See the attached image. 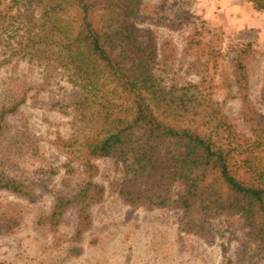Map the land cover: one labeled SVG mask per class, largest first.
<instances>
[{"label":"trees","instance_id":"trees-1","mask_svg":"<svg viewBox=\"0 0 264 264\" xmlns=\"http://www.w3.org/2000/svg\"><path fill=\"white\" fill-rule=\"evenodd\" d=\"M241 1L264 13V0ZM34 2L38 4L31 8ZM142 4V0H8L0 10V48L5 55L0 69L27 61L42 67L48 77L35 85L13 75L2 81L0 142L8 139L9 117L27 103L32 91L39 95L48 90L60 72L73 87L70 106L77 115L78 133L86 131L82 143L74 140L67 145L84 149L83 173L89 180L74 191L59 193L50 212L38 217L37 226L60 246L57 235L67 215L75 211L78 222L70 241L80 240L91 227L92 208L105 193L92 181L98 171L93 160L115 158L123 167L120 195L127 203L157 209L177 202L184 230L211 242L215 241L211 221L229 217L235 223L232 227L243 223L247 240L259 241L264 249V125L242 94L250 79L246 58L252 45H234L233 58L235 81L248 110L244 112L251 126L248 137L218 107L214 82L208 77L182 87L167 86L157 77L161 47L151 28L136 23ZM201 29L204 25L196 31ZM185 43V53L201 50L202 40L189 36ZM178 182L184 191L174 200ZM35 190L34 182L0 168V191L35 202ZM241 251L237 264L250 258Z\"/></svg>","mask_w":264,"mask_h":264},{"label":"rangeland","instance_id":"rangeland-1","mask_svg":"<svg viewBox=\"0 0 264 264\" xmlns=\"http://www.w3.org/2000/svg\"><path fill=\"white\" fill-rule=\"evenodd\" d=\"M142 1L136 23L151 28L159 40L157 77L167 86L179 87L199 84L203 76L208 77L214 82V101L238 132L248 137L251 126L244 120L248 110L235 81L233 58L234 45H252L246 58L250 79L242 94L248 96L254 117L264 125V13L241 0ZM0 2V10H5L8 0ZM33 11L38 15L40 8ZM203 25L204 29L196 31ZM189 36L202 40L199 52L185 53ZM4 57L0 48V60ZM15 65L0 69V88L11 75L25 79L27 85L48 79L42 67L27 61H15ZM72 91L68 76L57 73L48 90L39 95L32 91L27 103L8 119V139L0 142V168L34 182L37 199L31 202L0 191V264H237L242 248L240 253L250 258L247 263L239 260L240 264H264L262 245L247 240L243 223L232 227L235 223L229 217L214 218L215 241L211 242L184 230L177 202L157 209L127 203L120 195L123 167L115 158L93 160L98 171L92 181L105 193L91 210L89 230L77 242L70 241L78 222L76 212L71 211L57 235L61 244L55 246L53 236L37 226L38 217L50 212L59 193L74 191L89 180L83 173L84 149L67 145L74 140L82 143L86 133H78L77 115L70 106ZM183 191L178 182L173 199Z\"/></svg>","mask_w":264,"mask_h":264}]
</instances>
